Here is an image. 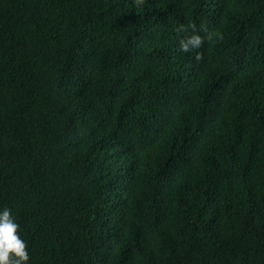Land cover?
Returning a JSON list of instances; mask_svg holds the SVG:
<instances>
[{"label": "trees", "instance_id": "trees-1", "mask_svg": "<svg viewBox=\"0 0 264 264\" xmlns=\"http://www.w3.org/2000/svg\"><path fill=\"white\" fill-rule=\"evenodd\" d=\"M5 208L28 264H264V0H0Z\"/></svg>", "mask_w": 264, "mask_h": 264}, {"label": "clouds", "instance_id": "clouds-1", "mask_svg": "<svg viewBox=\"0 0 264 264\" xmlns=\"http://www.w3.org/2000/svg\"><path fill=\"white\" fill-rule=\"evenodd\" d=\"M134 7H143L146 0H133ZM192 34L185 35L179 40L180 51L190 53L200 49L205 40L216 43L223 40V34L219 31L209 32L207 29H202L205 35H199L196 32V26L192 25ZM177 33H187L188 28L184 25H178ZM195 60L203 59L201 52L197 51L194 57ZM20 225L13 217L11 210L8 208L0 211V264H28L30 259L27 251V243L21 239L19 234Z\"/></svg>", "mask_w": 264, "mask_h": 264}]
</instances>
